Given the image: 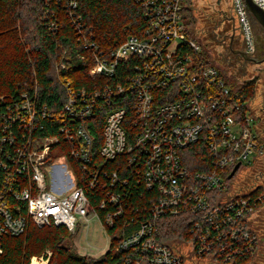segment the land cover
<instances>
[{
	"label": "built area",
	"instance_id": "obj_1",
	"mask_svg": "<svg viewBox=\"0 0 264 264\" xmlns=\"http://www.w3.org/2000/svg\"><path fill=\"white\" fill-rule=\"evenodd\" d=\"M53 1L55 10L45 8L48 26L56 28L64 11L98 79L89 89L66 83L57 110L27 94L0 107V255L3 239L25 235L31 224L73 234L94 218L114 230L116 251L134 255L121 264L253 259L261 199L225 181L236 165L239 172L257 163L264 139L249 99L216 65L196 63L202 47L186 35L185 0H134L144 29L110 52L92 40L78 0ZM253 1L264 10V0ZM231 3L245 53L254 56L253 24L241 0ZM56 70L67 65L59 61ZM44 123L56 134L40 135ZM194 145L203 160L193 170L186 157ZM168 218H179L190 238L164 236ZM50 257L45 250L29 264Z\"/></svg>",
	"mask_w": 264,
	"mask_h": 264
},
{
	"label": "trees",
	"instance_id": "obj_2",
	"mask_svg": "<svg viewBox=\"0 0 264 264\" xmlns=\"http://www.w3.org/2000/svg\"><path fill=\"white\" fill-rule=\"evenodd\" d=\"M53 2L0 0V107L3 110L19 103L22 94H27L30 99L36 97L35 105L45 104L47 108L57 110L64 103L66 83L73 88L89 89L94 87L98 79L96 76L90 77L92 64L89 52L78 41L64 11H57L56 28L48 26L45 8L49 6L55 10ZM189 2L185 0L182 18L186 35L195 41L190 30L193 17L188 7H185ZM78 13L86 27L92 28L94 43L105 52L112 51L128 36L139 35L145 26L142 9L134 0H78ZM193 57L198 65L213 64L211 56L203 49ZM59 61L67 65V70L55 69ZM228 78L226 80L230 81ZM232 86V90L248 99L253 97L254 81L243 85L234 82ZM44 125L45 129L40 135L56 134V126L50 128L47 123ZM198 148L199 145H194L186 157V164L193 170L195 163L203 160ZM257 181L261 182L260 178ZM261 183L251 184L252 196L261 199L258 210L264 204V187ZM88 196L91 197V193ZM91 202L95 208V201ZM162 221L164 226L161 231L167 238H190L187 226H182L179 218ZM254 230L259 238L257 229ZM77 232L69 233L61 226L38 228L31 224L25 235L3 239L0 264H29L31 257L45 250L51 251L48 264H121L134 257L130 252L115 250L114 230L109 229L106 233L111 241L107 252L100 259L80 256L73 251V238ZM251 260L235 264H246Z\"/></svg>",
	"mask_w": 264,
	"mask_h": 264
},
{
	"label": "rangeland",
	"instance_id": "obj_3",
	"mask_svg": "<svg viewBox=\"0 0 264 264\" xmlns=\"http://www.w3.org/2000/svg\"><path fill=\"white\" fill-rule=\"evenodd\" d=\"M185 7H188L193 17V26L190 28L191 35L202 49L211 56L212 63L216 65L228 86L233 89L232 83L234 82L243 85L249 81H254V94L249 99L250 107L252 109V104L254 105V103L257 107L264 105V62L255 64L246 61L241 55L239 57L236 53H232L229 48L230 36H233L232 49L234 51L238 50L239 36H242L236 20V33H232L230 25H227V20L230 18L229 15L232 16L233 14L231 0H190ZM253 35L256 56H250L245 53V57L262 61L264 59V31L259 25L253 24ZM227 77H229L228 80L230 79V81L226 80ZM263 164L264 155L257 161L256 165L252 162L249 166H243L235 178L231 181H225V183L227 185L232 184V188L236 192L251 193L253 188L251 184L258 183L261 185V182L264 181L261 177V182L256 179L258 174L257 167ZM252 219L254 221L253 226L259 234V247L250 262L251 264H260L259 262L264 260V245L260 243V238H263L262 234L264 235V226L261 227L262 224L264 225V204ZM73 245V251L76 254L95 260L100 259L108 250L109 235L101 227L100 222L91 218L89 222L83 223L78 227V232L73 238ZM196 263V261H190L185 264Z\"/></svg>",
	"mask_w": 264,
	"mask_h": 264
},
{
	"label": "flooded vegetation",
	"instance_id": "obj_4",
	"mask_svg": "<svg viewBox=\"0 0 264 264\" xmlns=\"http://www.w3.org/2000/svg\"><path fill=\"white\" fill-rule=\"evenodd\" d=\"M230 18H228L227 20V25L229 24L230 25V29H232V33H236L237 31V28H236V23H235V16L234 14H232V16L229 15ZM232 20V21H231ZM226 23V22H224ZM226 25V26H227ZM233 37V36H232ZM231 36L229 37V48H230V51L232 53H236L237 56L241 55V54H244L245 55V46H244V41L242 39V36L240 35V43H239V48L238 50H233L232 49V38ZM225 43V42H224ZM254 56H256V51H255V54ZM240 57V56H239ZM247 61V60H246ZM252 111H253V114H254V121H255V126H256V130L257 132L263 137L264 139V105L260 106V107H257L254 103V105L252 104ZM258 169V174H257V179L258 178H262L264 179V164L257 167ZM238 175V172H235L234 173V178ZM262 181V180H260ZM262 184V183H261ZM263 185H264V181H263ZM254 221L252 222V225H253ZM256 223V222H255ZM264 225L262 224L261 227H263ZM254 227V226H253ZM263 238H260V243L262 245H264V235L262 234ZM261 244H260V247H261ZM260 264H264V262H259ZM196 264H223V263H220L218 261H214V260H202V261H198ZM246 264H251V262H248Z\"/></svg>",
	"mask_w": 264,
	"mask_h": 264
},
{
	"label": "water",
	"instance_id": "obj_5",
	"mask_svg": "<svg viewBox=\"0 0 264 264\" xmlns=\"http://www.w3.org/2000/svg\"><path fill=\"white\" fill-rule=\"evenodd\" d=\"M244 9L248 15V18L252 24H257L261 27V29L264 31V10L257 6L253 0H241ZM241 56L250 62H253L255 64H261L264 62V59L262 61H257L255 59L246 58L244 54H241ZM239 165H236L232 172L229 175V179L234 175L235 171L238 169Z\"/></svg>",
	"mask_w": 264,
	"mask_h": 264
},
{
	"label": "crops",
	"instance_id": "obj_6",
	"mask_svg": "<svg viewBox=\"0 0 264 264\" xmlns=\"http://www.w3.org/2000/svg\"><path fill=\"white\" fill-rule=\"evenodd\" d=\"M80 255V254H79Z\"/></svg>",
	"mask_w": 264,
	"mask_h": 264
}]
</instances>
